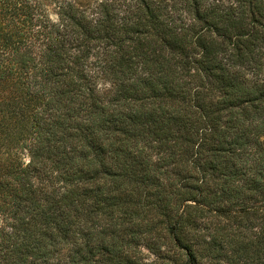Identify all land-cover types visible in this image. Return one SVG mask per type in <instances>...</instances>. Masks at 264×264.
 Segmentation results:
<instances>
[{
	"label": "trees",
	"instance_id": "1",
	"mask_svg": "<svg viewBox=\"0 0 264 264\" xmlns=\"http://www.w3.org/2000/svg\"><path fill=\"white\" fill-rule=\"evenodd\" d=\"M0 264H264V0H0Z\"/></svg>",
	"mask_w": 264,
	"mask_h": 264
}]
</instances>
